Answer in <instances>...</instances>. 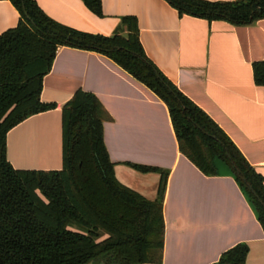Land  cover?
<instances>
[{
  "label": "crops",
  "instance_id": "1",
  "mask_svg": "<svg viewBox=\"0 0 264 264\" xmlns=\"http://www.w3.org/2000/svg\"><path fill=\"white\" fill-rule=\"evenodd\" d=\"M35 1L55 21L105 36L120 29L124 16L137 17L148 58L264 176V86L256 84L253 71L264 60V19L247 25L209 20L180 14L168 0H102V17L82 0ZM19 21L15 5L0 0V35ZM78 89L94 93L111 116L104 142L123 184L155 200L161 173L128 163L168 172L163 260L144 264H212L239 243L250 247L246 264H264V229L232 168L217 160V175L202 172L181 152L167 104L102 52L58 48L41 94L56 107L8 132V159L15 168H63L62 110Z\"/></svg>",
  "mask_w": 264,
  "mask_h": 264
},
{
  "label": "trees",
  "instance_id": "2",
  "mask_svg": "<svg viewBox=\"0 0 264 264\" xmlns=\"http://www.w3.org/2000/svg\"><path fill=\"white\" fill-rule=\"evenodd\" d=\"M19 24L0 35V264H144L163 260V200H149L123 184L104 142L111 116L92 92L78 89L62 110L63 168L26 170L8 159V132L32 115L51 110L42 101L44 77L61 46L102 52L154 91L168 106L179 148L206 175L226 162L254 205L264 229V176L226 132L185 95L146 55L137 17L122 18L111 36L81 31L49 17L35 0H10ZM102 17V0H82ZM180 14L235 25L264 19V0H168ZM264 86V60L253 64ZM246 179V181H244ZM251 184L257 196L250 190ZM250 247L239 243L212 264H246Z\"/></svg>",
  "mask_w": 264,
  "mask_h": 264
},
{
  "label": "water",
  "instance_id": "3",
  "mask_svg": "<svg viewBox=\"0 0 264 264\" xmlns=\"http://www.w3.org/2000/svg\"><path fill=\"white\" fill-rule=\"evenodd\" d=\"M244 181H246V179H244ZM247 185H248V187L250 188V190H251V191L257 196V194H256L254 188L252 187V185L249 184V183H247ZM257 197H258V196H257Z\"/></svg>",
  "mask_w": 264,
  "mask_h": 264
}]
</instances>
